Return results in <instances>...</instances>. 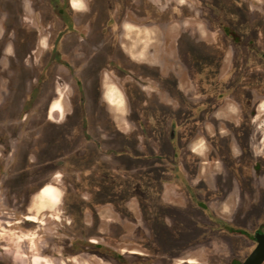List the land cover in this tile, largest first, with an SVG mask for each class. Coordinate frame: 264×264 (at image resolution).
I'll return each mask as SVG.
<instances>
[{
    "label": "flooded vegetation",
    "instance_id": "flooded-vegetation-1",
    "mask_svg": "<svg viewBox=\"0 0 264 264\" xmlns=\"http://www.w3.org/2000/svg\"><path fill=\"white\" fill-rule=\"evenodd\" d=\"M240 1L246 2L251 8L254 6L253 1L258 2ZM49 2L46 7L48 19L39 22V26L44 30L43 35L38 34L31 38L16 37L14 41L12 30L8 34L3 28V35L0 37V74H8L1 67L4 59L8 60L10 66L8 69L14 72L11 65L14 56L11 59L7 56L10 50L12 55L20 53L18 51L20 48L25 50L27 47L26 40L32 39L33 48L30 50L31 53L27 54L29 58L35 54L36 49H39L40 44L46 42L47 51L41 55L43 62L40 69L33 68V71L40 75L38 88L33 89L26 108L29 112L34 107L31 106L32 103L35 105L42 104L45 100L48 102L49 93L52 91L47 115L44 118L47 124L57 125L54 126L55 130L52 133L54 141L73 145L67 150L69 151L67 154L58 155L61 159L56 163L63 170L67 166L89 168L93 163L103 162L107 156L120 154L117 141L132 134L139 124L143 123L138 116L135 120L131 118L132 107H135L133 104H139L140 101L132 100L128 92V88L137 86L142 83V79L147 80L150 77L148 72L141 73L142 69L153 70V84L156 88H170L172 92L177 89V94L174 93L176 98L169 92L163 94L164 91L161 90L158 95L162 98L157 99L161 107L173 108L166 123L162 124L166 132L170 131L168 139L173 142V148L161 154L160 140L156 139L153 142V154H146L145 157L159 159L162 162L164 179L161 184L162 194L157 202L161 209H174L168 205L172 202L170 197L173 196L202 209V211L197 209L198 215L194 218L197 232L189 227H184L183 230L196 240L193 241L195 245L189 252L202 247L206 235L210 234L205 227L206 193L208 199L213 196L223 204L231 198L235 187L255 190L263 188L260 180L258 181L264 176L263 160L255 159V152L260 146L253 136L257 139L260 137L255 135L257 131L254 121L258 116H254V112L258 111V107L253 108V103L264 90L261 82L264 80V36L256 35L257 32L252 33L251 29L241 32L232 28L221 18L220 10L212 7L209 0H179L180 4L184 3L175 5L163 11L164 13L158 10V5L153 0H49ZM75 3L80 7H75ZM9 6H13L12 1ZM206 7L214 9L217 22H211L206 18ZM262 10L264 12V1ZM11 11L7 9V14ZM251 33L259 38L249 37ZM200 43L208 45V52L204 50L201 52L203 59L207 56L204 60H207L206 64L209 67L173 68L176 64H181V61L185 63L183 57L189 60V48L193 46L196 49L200 47ZM220 43H224L229 52L216 51V47L220 49ZM196 44L197 46H194ZM234 49L241 60L235 67L232 66V54H229ZM196 52L198 55L200 49ZM155 56L157 64L153 62ZM27 57L23 61L27 60ZM254 58L258 65L254 64ZM159 66L161 70L158 73L153 68ZM61 67L71 77L74 84L71 85V89L75 95L73 100L69 98L70 112L65 115L59 102L61 99L59 89L51 90L52 82H48L51 81V76L62 69ZM114 87L123 94L124 104L121 100V110H117L109 99L105 98V91ZM200 92L201 98L198 96ZM193 99L197 103L195 109L189 106L188 102ZM56 104L60 105V111H56L54 107ZM110 106L118 113H123L124 108L128 110L124 118L116 117L128 125V130H125L126 127L117 126L115 117L110 115ZM55 112L62 115L58 113V118L54 119L51 114ZM105 130L108 131V135L103 137L102 133ZM45 131L43 133L46 135ZM115 131L118 137L112 134ZM140 141L143 143V138L140 140L137 138L135 148L138 153L142 148L139 147ZM197 141L199 148H196L198 152H195L191 148ZM223 157L226 160L223 161ZM191 164L195 168L193 171L189 170ZM64 177V187L65 184L73 185L74 176ZM49 188L54 191L51 197L46 195ZM169 192L171 196H167ZM61 197L62 192L57 186L47 184L35 195L33 206L39 210L46 208L42 205L48 203L46 210H53L59 206ZM84 199L87 197L84 196ZM253 207L251 205L247 209H240L244 214L253 216ZM137 209L138 212H135L125 205L122 213L116 216L122 220L129 219L132 223L138 222L139 219H143V215L141 210ZM157 213L164 212L153 211V216ZM219 214L223 213L219 211ZM105 215L107 214L100 212L96 215L85 214L83 211L80 225L72 220L74 234L80 235L73 243L75 251H87L101 262L138 264L136 261L143 260L141 257L144 254L121 247L126 244L141 247L137 242L139 229L132 233L133 241L125 242L124 236L127 231L119 222L112 224L113 227L107 230L102 228ZM29 217L34 216L26 217L28 222L33 223L34 221L28 220ZM165 217L170 222L171 218L167 215ZM209 219L218 225L215 230H226L230 234L244 236L254 242L257 232L264 233V230H257L251 235L247 227L234 228L229 222L223 221L229 219L222 215L214 217L210 213ZM148 226L152 239L146 248L142 246L150 252L153 249L154 228L153 224ZM215 230L211 233L215 234ZM183 255L175 254L171 258H177L176 261H179V257ZM192 259L194 263H191ZM174 264L203 263L195 258H187Z\"/></svg>",
    "mask_w": 264,
    "mask_h": 264
},
{
    "label": "rangeland",
    "instance_id": "rangeland-1",
    "mask_svg": "<svg viewBox=\"0 0 264 264\" xmlns=\"http://www.w3.org/2000/svg\"><path fill=\"white\" fill-rule=\"evenodd\" d=\"M10 1L13 3L11 7L9 6ZM178 1L153 0L161 12L184 3L180 4ZM263 1H253V8L246 2L238 0H209V3L213 5L212 7L220 10L221 18L226 20V23H229L232 28L241 32L251 29L252 33L257 32L256 35L264 36ZM49 3V0H0V37L3 35V28L7 30L8 34L12 30L14 41H16V37L31 38L38 34L43 35L44 30L39 26V22L48 19L46 7ZM7 9L13 12L7 14ZM205 12L209 21H218L213 8L211 10L206 7ZM2 25L3 27H1ZM252 33L248 36L259 38ZM26 41L25 50L20 48L18 50L20 53L14 55L10 50L7 54L10 59L14 56L11 63L13 73L8 69L10 67L8 60L4 59L1 63V67L8 74H0V264H111L101 262L87 251H75L73 243L80 235L74 234L75 228L71 222L73 220L75 224L80 225L83 220V211L85 214L96 215L97 212L107 214L103 216L104 225H102V228L106 230L112 228V224L119 222L127 231L124 236L125 242L133 241L132 233L135 229H139L137 242L141 244V247L127 244L121 247L124 250H135L144 254L141 257L143 260L136 261L138 264H174L187 258H195L203 264H238L249 256L256 247V243L244 236L230 234L226 230H215L218 225L209 219V214L212 213L214 217L225 216L229 220L223 221L229 222L237 229L247 227L251 235L257 230H264V197H262L264 176L258 179L261 182L260 185H263V188L259 186L262 189L235 187L231 198L223 204L213 196L208 199L207 193L205 194L207 215L205 227L210 231V234L206 235V241L202 247L191 252L189 249L195 245L196 240L183 230L184 227H189L197 232L194 218L198 215L197 209L200 211L202 209L187 204L186 208L182 210H168L165 207V209H161V205L157 204L162 194L161 184L164 179L162 162L159 159L145 156L153 154V142L156 139L160 140L161 154H165L173 148V142L170 138L168 139L170 131L166 132V128L162 126L170 117L173 108L161 107L157 99L162 98L158 95L162 91L165 92H162L163 94L169 92L176 98L174 93L177 94V89L172 92L170 88H156L153 84V70L142 69L141 73L148 72L150 77L147 80L142 79V83L139 85L128 88V92L132 100L140 101L139 104H133L135 107H132L131 118L135 120L138 116L143 123L139 124L132 134L117 141L118 149L121 150L120 154L107 156L108 158H105L103 162L93 163L89 168L67 166L63 170L56 163L61 159L58 155L67 154L69 152L67 150L71 149L73 145L54 141L52 133L55 130L54 126L57 125L56 123L47 124L44 118L47 115L52 91L51 94L49 93L48 102L45 100L42 104L34 105L31 100L33 104L31 106L34 107L29 112L26 108L27 100L31 97L33 89L38 88L40 75L34 72L33 68L40 69L43 62L41 55L47 51L46 42L40 44L35 54L28 58L27 54H30V50L33 48V40ZM199 45L200 47L198 46L196 49L193 46L189 48V60L183 57L185 63L181 61V64H176L173 68L180 69L185 66L201 69L209 67L206 64L207 60H204L207 59V56L203 59V52H201V50L208 52V45L203 43ZM197 49H200L198 55L196 54ZM218 50L223 53L225 50L229 52L224 43H220V49L216 47V51ZM229 54H232L233 67L240 64L241 60L235 54V49L231 50ZM25 57L27 60L23 61ZM228 62L229 59L226 63ZM254 64L258 65L256 58H254ZM153 69L159 73L161 67ZM55 74L48 82H52L51 90L59 89L61 93L59 102L65 115L70 112L69 98L72 100L75 98L71 89V85L74 84L63 68ZM261 82L264 87V80ZM198 94L201 98V92ZM188 102L189 106L196 108L197 103L194 99ZM54 107L56 111L61 109L58 104ZM256 107H258V111L254 112V116L258 117L254 121L255 131H257L255 135L260 139L255 136L253 138L259 143L260 149L256 150L255 159H262L264 164V90L253 103V108ZM123 110V113H118L110 106V115L115 117L117 126L126 127L125 130H128V125L123 123L122 119L116 118H124L127 115L128 110L125 108ZM58 113L51 114L52 118L57 119ZM44 130H46V135L43 133ZM107 132L105 130L102 136L108 135ZM112 134L118 135L116 131ZM137 138L144 140L143 143L139 142V147L142 146L141 152L138 148L140 153L135 148ZM142 150L146 153L144 154ZM222 160L226 159L223 157ZM63 175L67 178L74 176L73 185L65 184L64 187L65 177ZM47 184H52L60 189L62 192L61 202L53 210H46L48 203L42 205L46 207L44 209H35L33 206L34 197ZM254 191L255 193H251ZM46 195L52 196L48 191ZM84 196L87 199H84ZM226 203H229L230 210L228 208L220 215L219 211H222L219 208ZM125 205L135 212H138L137 208H139L143 219L133 223L129 219H118L116 214H121ZM251 205L254 206V213L253 216L250 214L249 216L252 217L249 218L240 208L247 209ZM171 206L174 208L173 205ZM156 210L164 213H157L153 216V211ZM165 215L171 218L170 222L167 221ZM28 216H34L31 218L37 222H28L26 220ZM148 224H153L154 228L153 249L150 252L145 249L147 243H150V239H152ZM213 229L216 231L215 234L211 233L214 231ZM184 253L186 254L183 255ZM175 254L183 256L179 257V261H176L177 258H171Z\"/></svg>",
    "mask_w": 264,
    "mask_h": 264
},
{
    "label": "crops",
    "instance_id": "crops-1",
    "mask_svg": "<svg viewBox=\"0 0 264 264\" xmlns=\"http://www.w3.org/2000/svg\"><path fill=\"white\" fill-rule=\"evenodd\" d=\"M77 5L78 4L75 3V7H77ZM156 57L157 56L153 57V62H155L157 64L158 63V60L156 59ZM105 98L106 99H109V101L112 103L113 107H115L117 110H121L122 109V107H121V100H123V104H124L123 94H122L121 91L116 90L115 87H114V89L110 88L109 90L107 89L105 91ZM198 146H199V141H197L195 143V145L192 146L191 149L194 150L195 152H198V150L196 149V148H199ZM194 169L195 168L193 167V164L189 165V170H192L193 171ZM194 184L196 185V182ZM48 192L51 193V194L54 193V191H53L52 188H49L48 189ZM168 195L171 196L172 195L171 192H169L167 194V196ZM170 198H172L171 199L172 202L169 203V204L173 205L174 209L182 210V209H185L186 208L187 204L184 203L183 201H181V199H177V198H175V196L170 197ZM226 204L223 205V207H220L219 208V210H221L222 213L225 212L226 210H228V208H229L228 207L229 203L227 205ZM229 210H230V208H229Z\"/></svg>",
    "mask_w": 264,
    "mask_h": 264
},
{
    "label": "water",
    "instance_id": "water-1",
    "mask_svg": "<svg viewBox=\"0 0 264 264\" xmlns=\"http://www.w3.org/2000/svg\"><path fill=\"white\" fill-rule=\"evenodd\" d=\"M254 240L256 247L241 264H264V233L257 232Z\"/></svg>",
    "mask_w": 264,
    "mask_h": 264
},
{
    "label": "bare ground",
    "instance_id": "bare-ground-1",
    "mask_svg": "<svg viewBox=\"0 0 264 264\" xmlns=\"http://www.w3.org/2000/svg\"><path fill=\"white\" fill-rule=\"evenodd\" d=\"M28 220L36 222V221H35L34 219H32L31 217H29ZM194 262H195V261L192 259V260H191V263H194Z\"/></svg>",
    "mask_w": 264,
    "mask_h": 264
},
{
    "label": "clouds",
    "instance_id": "clouds-1",
    "mask_svg": "<svg viewBox=\"0 0 264 264\" xmlns=\"http://www.w3.org/2000/svg\"><path fill=\"white\" fill-rule=\"evenodd\" d=\"M77 7H80V5H77Z\"/></svg>",
    "mask_w": 264,
    "mask_h": 264
},
{
    "label": "trees",
    "instance_id": "trees-1",
    "mask_svg": "<svg viewBox=\"0 0 264 264\" xmlns=\"http://www.w3.org/2000/svg\"><path fill=\"white\" fill-rule=\"evenodd\" d=\"M239 233H241V232H239Z\"/></svg>",
    "mask_w": 264,
    "mask_h": 264
}]
</instances>
